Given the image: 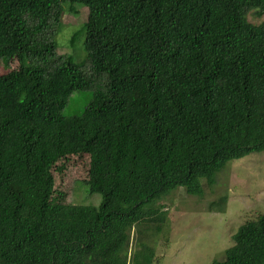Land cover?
<instances>
[{
	"label": "trees",
	"instance_id": "obj_1",
	"mask_svg": "<svg viewBox=\"0 0 264 264\" xmlns=\"http://www.w3.org/2000/svg\"><path fill=\"white\" fill-rule=\"evenodd\" d=\"M64 3L89 10L85 67L57 53ZM253 10L263 18L264 0H0V61L21 62L0 72V264H154L163 200L202 197L230 161L264 151ZM82 90L87 106L65 115ZM79 154L99 206L56 189L55 164ZM233 242L212 264H264V212Z\"/></svg>",
	"mask_w": 264,
	"mask_h": 264
},
{
	"label": "rangeland",
	"instance_id": "obj_2",
	"mask_svg": "<svg viewBox=\"0 0 264 264\" xmlns=\"http://www.w3.org/2000/svg\"><path fill=\"white\" fill-rule=\"evenodd\" d=\"M254 12L248 13L249 20L255 24L263 22L264 17L258 18ZM88 15V8H81L78 14H74L70 11V4L64 3L62 21L55 37L57 53L68 55L82 67L87 64L84 39ZM20 65L16 58L2 60L0 72L9 73ZM92 94V90L73 92L63 113L80 114ZM89 164L87 154L61 158L55 164L56 189L62 194L64 203L100 205L102 196L90 194L85 189ZM225 196L228 198L224 212L211 209L213 202L219 203ZM163 204L168 210L165 229L160 234H151L146 240L155 249L154 264H212L214 260H224L240 226L264 212V151L230 161L213 188L205 184L202 197L189 195L180 187L167 196ZM137 237L133 231L131 252L138 247Z\"/></svg>",
	"mask_w": 264,
	"mask_h": 264
}]
</instances>
